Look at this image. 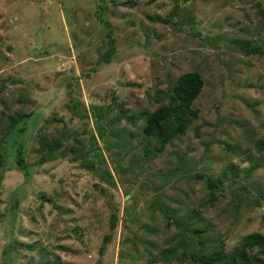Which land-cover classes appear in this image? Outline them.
Instances as JSON below:
<instances>
[{
  "label": "rangeland",
  "instance_id": "rangeland-1",
  "mask_svg": "<svg viewBox=\"0 0 264 264\" xmlns=\"http://www.w3.org/2000/svg\"><path fill=\"white\" fill-rule=\"evenodd\" d=\"M191 70L195 114L144 135ZM14 112L29 176L0 167V264L264 260V0H0V135Z\"/></svg>",
  "mask_w": 264,
  "mask_h": 264
},
{
  "label": "trees",
  "instance_id": "trees-1",
  "mask_svg": "<svg viewBox=\"0 0 264 264\" xmlns=\"http://www.w3.org/2000/svg\"><path fill=\"white\" fill-rule=\"evenodd\" d=\"M167 22L171 21L169 18L166 19ZM103 24L106 26L105 30V37L108 39L109 48L105 52L103 59L105 61H108L109 56L114 51V45H113V37H112V29L111 25L108 21L102 20ZM235 42H239L242 44V50L246 54L255 53L257 51H261L259 47L250 46L249 42L245 39H237ZM113 45V47H112ZM202 87V79L199 75V73L195 70L186 71L180 73L175 80V84L172 88V92L174 95V102L171 104H165L160 105L157 107L151 114L148 115L145 125L142 128V132L144 135L159 139L160 141H164L166 138V120L169 115H173L176 120V127L180 131L184 128L183 122L181 121V118L195 114L193 110L191 109L192 101L196 98V96L199 94ZM76 108V103H73L71 105V109ZM107 108V107H106ZM105 108V109H106ZM92 112L94 113L92 118L95 123H97V117L96 114L100 110L102 111V106H92ZM28 115L14 112L12 116H10V124L8 127L4 129V131L0 135V167H3L5 165V160L7 157H10L17 168L21 170L24 177L28 179L29 176V167L28 163L24 160V143L21 141V134L24 131V127L22 125H19L18 123L21 122L25 117ZM97 127V126H96ZM100 128L97 129L98 133L101 135L104 131V127L99 126ZM110 127V126H109ZM98 128V127H97ZM114 133L117 135L116 140H118V134L121 133L120 129L114 130ZM58 140V139H57ZM54 144H59V140ZM123 140V139H122ZM122 140L119 142L118 149L122 148ZM118 151V150H117ZM91 153V152H89ZM115 158H117V155H114ZM118 170H121L119 168ZM130 170V169H129ZM103 180H105L108 183H111L112 181L110 178V173L108 171H105L103 174ZM207 185L212 187L214 186L210 181H207ZM98 191L103 194V189H98ZM12 202L10 205L11 211L16 208L17 203V194L16 189L12 191ZM109 206H112L108 218H107V228L108 232L104 233L101 237V242L98 247V252L102 253L103 249L105 247V244L110 241L112 230L114 229L116 225L117 215H116V205L113 202L108 203ZM248 240V238H247ZM7 249L3 250V253H6ZM194 258L197 257L194 264H248L246 260L243 258V252L241 254V257H238L237 259L233 256H222L220 252L217 250H213L209 254L205 255H192ZM264 263L263 259L257 258L255 262L252 264H261ZM250 264V263H249Z\"/></svg>",
  "mask_w": 264,
  "mask_h": 264
},
{
  "label": "water",
  "instance_id": "water-1",
  "mask_svg": "<svg viewBox=\"0 0 264 264\" xmlns=\"http://www.w3.org/2000/svg\"><path fill=\"white\" fill-rule=\"evenodd\" d=\"M194 177H195V178H199V179L202 178L201 175H197V174H194Z\"/></svg>",
  "mask_w": 264,
  "mask_h": 264
}]
</instances>
